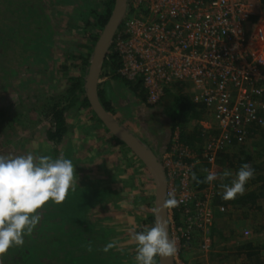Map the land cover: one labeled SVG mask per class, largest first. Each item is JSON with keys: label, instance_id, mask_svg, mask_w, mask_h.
<instances>
[{"label": "rangeland", "instance_id": "1", "mask_svg": "<svg viewBox=\"0 0 264 264\" xmlns=\"http://www.w3.org/2000/svg\"><path fill=\"white\" fill-rule=\"evenodd\" d=\"M41 1L45 13L50 16V25L56 32L55 39L51 51L45 57L30 58L25 64L13 68L5 84H0V112H6L12 120L10 135L5 131L0 133V155L15 157L31 152L36 156L70 159L75 168L77 186L69 193H77L81 202L79 222L86 230L94 232L101 250L110 241L115 242V247L107 252L108 260H111L107 264H135L136 248L131 235L153 225L149 219L155 214V183L149 170L126 144L97 122L92 111L85 110L67 116V133L60 142L54 143L46 138L44 127L49 122L40 109L44 102L42 96H61L72 82L69 78L80 76L86 79L81 60L76 57L87 55L91 39L101 34L102 30L92 21L94 16L91 14L88 19L92 23L85 26L82 17L86 9L82 4L84 0ZM92 4L101 8L103 0H92ZM78 27L84 30L77 31ZM89 53L93 54V50ZM125 94L129 106L121 110L123 103L116 105L117 112L112 116L152 149L164 168L168 167L167 163L175 162V153L167 152V146L179 134V129L172 132L168 118H163L161 123L154 119L161 112L158 108L140 104L129 91ZM199 122H190L188 130H192L197 123L202 127L208 123L205 116ZM250 141L248 150L255 151L256 157L261 156L264 137L259 136ZM232 152L237 153L238 149ZM196 154L192 153L190 158L196 157ZM196 163H199L202 171L199 159H196ZM225 169L230 170L234 178L235 170L226 164L221 168L212 165L209 172L219 176ZM176 179L173 176L174 190L177 189ZM250 184L249 180L245 192L256 188V185ZM215 185H220V181L211 183L207 190L212 201ZM93 193L95 195L90 199ZM259 204L261 210L225 206L222 212L214 208L213 218H204L203 230L198 231V236L193 240L191 253L180 248L182 240L179 242L178 236H171L177 247L174 262L178 260L186 264V259L189 262L213 264L209 255L214 250L226 254L222 264H248L244 255H237L236 248L242 241L239 236L243 233L248 234L244 242H264V198ZM43 245L57 251L55 240L49 244L44 242ZM261 260H264V255ZM0 262L15 264L5 258V254L0 257Z\"/></svg>", "mask_w": 264, "mask_h": 264}, {"label": "trees", "instance_id": "2", "mask_svg": "<svg viewBox=\"0 0 264 264\" xmlns=\"http://www.w3.org/2000/svg\"><path fill=\"white\" fill-rule=\"evenodd\" d=\"M260 2L264 8V0H260ZM82 4L86 7L83 10L84 14H82L83 19H85V26H90L93 21L97 27L103 30L112 14L115 0H103L101 8L94 7L92 0H84ZM129 7L131 4L128 0L127 8ZM45 12V6L41 0H0V84H5L7 78L13 73V68L25 64L30 58L45 57L51 51L56 32L50 25L49 14ZM89 14L94 16L92 21L88 19ZM124 21L125 18L123 17L112 39L99 82L98 95L104 108L112 115L116 114L115 106L120 105V103H123L121 110L127 109L129 104L126 91H129L131 96L136 98L140 104L158 108L161 112L154 119L160 120L161 123L163 118H168V126L171 127L172 132L179 129L178 141L192 149L195 154L197 153L194 158H184L185 162L192 164L190 187L194 191L198 192L209 188L210 184L197 183V179L203 181L212 165L221 168L226 164L227 167L233 168L236 172L243 163H248L254 169V177L250 180V186L256 185V188H252L235 199L226 201L222 199L220 185H215L214 190L217 192L213 193L212 204L214 206H231L237 209L247 207L248 209L261 210L262 207L259 203L261 198H264V151L260 153L261 156L256 157L255 151L250 152L248 146L250 140L259 136L264 137V124H254L248 127L245 142L238 143L235 138H232L229 145L216 152L213 163L203 157L202 143L206 139L204 128L197 123L192 130H188V125L190 122H199L203 119L205 107L202 103L194 102L191 99L186 85L174 83L165 89L157 104L151 105L147 101V91L143 82L141 80H128L119 72L122 67V57L116 50V42L119 38L124 37ZM83 30V27L77 28V31L82 32ZM99 35L100 33L93 37L91 39L92 44L87 46L90 51L94 50ZM89 52L85 56L76 57L81 60V67H83L86 75L92 55ZM69 80L72 82L61 96H42L44 102L40 109L44 111L49 122V125L44 127L46 128V138L54 143L60 142L67 133L69 127L66 121L67 116L79 114L85 110L94 113L86 96L85 80L80 76L71 77ZM94 116L97 122L109 131L95 113ZM0 117V133L5 131L10 135L11 118L4 111L0 112ZM150 122L154 123V120ZM217 135L216 132L215 136ZM18 143L19 140L16 144ZM167 147V152H170L172 142ZM236 148L238 152H232ZM196 159H199L203 168L202 171L199 169V163H196ZM194 176L197 179H193ZM176 183L179 184L178 181ZM94 195L95 193L91 194L90 199ZM204 198L198 193L188 205L175 208L173 211L175 225L183 226L187 217L196 209V202L202 201ZM78 200L77 193H68L65 201L60 205H52L49 202L41 213L38 228L30 236L24 238L23 246L10 248L5 253V258L10 259L15 264H107L111 262L108 260L107 253L99 248V241L94 238V232L86 230L83 224L79 222L82 206ZM187 209L191 212L188 213ZM149 221L150 224L154 225V216H151ZM169 225L171 232L170 220ZM198 234L194 230L190 232L189 237L187 234L182 236L180 248L191 253L192 242ZM247 235L243 233L239 236L242 241L236 248L237 255H244L248 264H264V260H261L264 255V242H250V240L244 242L243 240L246 239ZM54 240L57 242L59 253L43 245L44 242L49 244ZM225 257V253L214 252V250L209 255L213 264H222ZM184 261L186 264H202L197 261L189 262L186 259ZM155 262L158 264V257Z\"/></svg>", "mask_w": 264, "mask_h": 264}, {"label": "built area", "instance_id": "3", "mask_svg": "<svg viewBox=\"0 0 264 264\" xmlns=\"http://www.w3.org/2000/svg\"><path fill=\"white\" fill-rule=\"evenodd\" d=\"M124 37L116 42L122 57L119 72L128 80H141L147 101L154 105L166 88L185 84L191 99L205 107L206 134L202 155L215 154L232 138L246 141L247 128L264 124V8L260 0H129ZM218 133L215 136V133ZM175 162L167 163L170 194L178 201L168 207L171 236L203 230L204 218H213L207 190L190 187L192 164L184 161L194 151L173 138ZM177 177V189L172 178ZM200 193L183 226H176L174 209L188 205ZM176 264H184L178 260Z\"/></svg>", "mask_w": 264, "mask_h": 264}, {"label": "clouds", "instance_id": "4", "mask_svg": "<svg viewBox=\"0 0 264 264\" xmlns=\"http://www.w3.org/2000/svg\"><path fill=\"white\" fill-rule=\"evenodd\" d=\"M253 177L254 169L243 163L234 178L233 173L225 169L219 176L209 172L203 181L195 176L193 179L208 184L219 180L222 199L227 201L243 195L245 185ZM76 186L77 177L70 159L36 156L31 152L15 157L0 155V257L10 248L23 246L24 238L38 228L45 206L49 202L62 204ZM179 203L182 201L172 194L165 201L167 207H176ZM131 239L136 248L135 264H155L157 257H174L177 252L176 241L169 238L162 222L133 232ZM114 247L115 242L110 241L102 251L107 253Z\"/></svg>", "mask_w": 264, "mask_h": 264}, {"label": "water", "instance_id": "5", "mask_svg": "<svg viewBox=\"0 0 264 264\" xmlns=\"http://www.w3.org/2000/svg\"><path fill=\"white\" fill-rule=\"evenodd\" d=\"M128 0H115L112 14L99 35L90 60L88 73L85 79L86 96L96 116L103 122L105 127L117 139L128 146L129 149L143 162L153 177L155 183V211L154 224L162 222L168 231L170 225L168 218V207L165 205L168 193V176L165 168L156 153L146 146L140 139L125 128L109 113L102 105L98 87L112 39L119 28L120 22L127 11ZM158 264H175L174 257H158Z\"/></svg>", "mask_w": 264, "mask_h": 264}, {"label": "crops", "instance_id": "6", "mask_svg": "<svg viewBox=\"0 0 264 264\" xmlns=\"http://www.w3.org/2000/svg\"><path fill=\"white\" fill-rule=\"evenodd\" d=\"M200 263H202V264H203V262H200Z\"/></svg>", "mask_w": 264, "mask_h": 264}]
</instances>
